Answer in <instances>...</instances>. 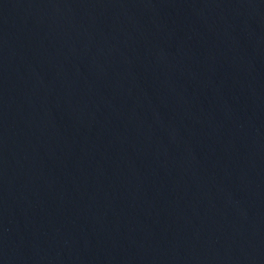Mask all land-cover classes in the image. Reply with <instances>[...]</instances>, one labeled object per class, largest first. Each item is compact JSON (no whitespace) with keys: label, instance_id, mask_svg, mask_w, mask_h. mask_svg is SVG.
<instances>
[{"label":"water","instance_id":"water-1","mask_svg":"<svg viewBox=\"0 0 264 264\" xmlns=\"http://www.w3.org/2000/svg\"><path fill=\"white\" fill-rule=\"evenodd\" d=\"M0 264H264V0H0Z\"/></svg>","mask_w":264,"mask_h":264}]
</instances>
